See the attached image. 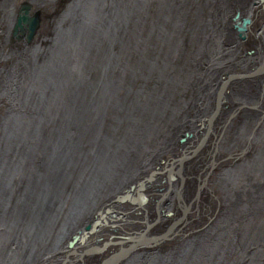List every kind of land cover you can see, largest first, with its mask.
<instances>
[{
  "label": "bare ground",
  "instance_id": "1",
  "mask_svg": "<svg viewBox=\"0 0 264 264\" xmlns=\"http://www.w3.org/2000/svg\"><path fill=\"white\" fill-rule=\"evenodd\" d=\"M9 1L12 2L15 8H18V4L20 5V2L23 0ZM27 1L32 3L36 9L41 8V16L39 14L38 17L41 18L39 22L40 25H37L38 28L36 26L32 41H34L36 45L41 46V43L46 42V40L54 39L53 46H55L53 47L54 54L49 52L50 48L46 53L42 50V47L32 52H25L24 49L20 50L23 47L18 49L13 47L8 49L10 51L9 54H7L12 56L11 60H0V105L3 104L5 106L6 104L11 106L13 96L7 97L9 94L6 92L8 90H14L13 88L10 89L11 86L16 88V85H19L16 84L18 76H26L32 72L35 77L37 89L33 92H29L30 95L24 92L22 98H20L23 109L32 105L50 104L51 100L48 98L45 100L42 94L38 95L37 90L44 91L47 87V82L43 81L48 80V77L52 78L59 72L60 68L58 65L60 64L61 56H59L60 53L58 52H67L65 53L66 55L69 52L70 54L72 52L80 53L82 47L85 45V41L89 39V36L85 35L79 37L75 36V38L78 37L77 41L79 44L75 43V47L78 46V48L73 47L68 50V45L70 43H67V40L71 34H67V38L62 37L65 35V32L71 31L72 28L74 34L79 33V29L83 32L81 25L82 21L80 19L81 10H79V6L77 9L75 8V0H72L73 3L70 4L71 6L73 5L72 9L75 8V11L69 10L75 12L74 21H65L66 23H71L70 29L67 28L66 31H61L62 33H60V28H62L60 23L63 22L59 20L60 17L58 16V19H49V16L50 14H57L60 12L61 9L65 7L63 5L65 0L63 3L59 2L57 5H54L53 0ZM115 1L116 2L113 3L114 1L112 2V0H101L99 3L97 20H94L91 16L89 18L92 23L98 27L99 31L98 44L96 45V43L93 42L88 51L89 54H94L98 51L99 57H95L94 60H100L99 63H95V61L91 60L89 57V61L99 64L97 69L102 80L104 75L108 76L105 80V84H99L101 86L100 92L103 86H105L104 90L106 95L102 98L105 101L101 102L105 107H108L102 114L103 124L111 123V118L116 114L123 118L137 114V117L135 115L131 120H128L131 121L132 128H134L133 125L137 127L135 129V135L137 136L138 133L145 134L147 132V128L142 124V121H144V114L149 109L145 102H147L149 98L148 93H150L147 88L150 76H148L149 74H147V72L154 69V67L150 65L151 61L156 63L158 60H172L171 70L167 69L169 76L175 77L176 79L181 78V80L183 78L184 81L190 82L191 90L196 89L195 87L198 82H204L207 86L206 90L212 92L214 88V92L210 94V98L204 97L205 101L203 100L204 104H202L203 109H199L197 104L192 106V103L197 101V97L193 94V91L189 98L185 97V95L181 98L182 100L180 99L178 104L175 103L182 113L181 118L183 126L182 128L180 127V131L182 132L179 136L181 139L178 138V140L177 137L175 138L174 136L173 138H166L158 150L155 151V148H152L154 151H151V155L149 154L145 159L143 158L144 160L139 161V164L137 162L132 165L131 169L128 167L130 169L129 174H123L112 181H110V179L109 181H105L107 175H111L110 168L108 169V165V167H101V164L105 165L106 160L104 163L97 162L99 170L95 172L94 176L98 178L95 180L93 178L87 179L93 187L90 192L82 196V202L77 206L78 211L70 216V203L64 200L66 203L64 213H55L53 218H51L53 213L49 215L52 220L54 219L52 222H58V224L52 231L50 230L52 237L46 240L48 244L45 250L47 251H42L40 254L31 251V254L21 253L22 257L15 256L10 264H108L112 257L123 251L124 254L122 258L118 263L116 261L115 264H176V261H178L177 264H187L191 262L190 260H193L188 257L187 254L182 257L174 258H172L171 255H180L187 248L192 249V245L196 243L198 250L197 254L205 250L203 243L207 244V237H201L198 241L188 245L186 240L182 239L185 235L183 232L188 230L189 232L186 233L188 234L191 231L202 227L204 228V225L210 222L215 216L219 217V215L223 214L221 213L225 202L223 184H225L226 175L237 173V176L241 178L244 175L248 182V186H241L240 189L241 191L247 192L244 194H247L248 197L250 195L257 197V194L260 193L261 195V190H264V172L258 170L254 171L250 166L254 161H257L259 166L264 170V135L261 136L262 134H260L264 133V0H215L214 3H212L213 9L206 7L207 5L205 6L206 0L202 2L200 0H161L163 4L161 27L158 29L156 36L153 37L143 49L145 57H136L133 50H129L120 56L117 66L114 62L109 63L112 51L119 46L118 37L120 29L125 34L130 32L133 25V15L138 8L136 6L128 7L129 11L126 13V16H124L125 12L121 14L122 6L117 0ZM82 4L83 1L79 4L81 8L83 6ZM51 9L53 10L51 11ZM144 9L145 6L142 10L138 11L139 15L143 13ZM236 11L238 14L236 17L234 16L235 23H233L238 34L236 31H231L227 28L228 25L225 24L226 20L224 19L225 14L228 16V14ZM216 14L219 16L217 19L214 18ZM220 14L222 15L220 16ZM61 16H63V14ZM98 21H100L99 24H97ZM27 22L29 25H33L34 23V21ZM241 27L243 28L242 30H240ZM237 35H239V37H237ZM71 37L72 35L69 38ZM212 46L217 48L214 49ZM248 49H251V51ZM5 53L6 52L2 55H5ZM13 57L22 62H17V59L13 60ZM57 59L58 62L56 61ZM160 64H162L163 67L164 64L167 66L168 63L161 62ZM125 65L136 68L132 69L133 72L131 77L127 73L123 74L125 72ZM162 67H160V73H164L166 70V68ZM91 70V73H94L93 69ZM66 72L67 71H65V74ZM89 72L90 70L88 69L87 76L83 77L84 81L88 80L91 74H89ZM4 73H8V75L4 77ZM7 77L9 79H5V82L1 80ZM38 77L44 78L42 82H37V80H40L37 79ZM224 77H226V85H223V81H221ZM135 78L138 80H134ZM56 82L57 81H55V83ZM132 84L136 89L134 93H129V87ZM49 85L50 84H48V86ZM75 86L76 84L72 86L68 82L65 83V80L59 85L60 90L62 91L63 89L61 94L64 92L66 100H70L69 90ZM138 87L139 89L143 87L142 95H137ZM221 88L223 89L221 90ZM56 96L55 102L63 101L59 99L61 95H59L58 92ZM14 97L18 99L16 95ZM221 99H223V103L220 109V106H217V102L218 100L222 101ZM261 100L263 101L261 102ZM253 102L256 103L253 105ZM68 103L67 107L70 106L71 102L69 101ZM119 105L121 106L118 107ZM158 105L160 106V104ZM64 108H66V105ZM246 108H252V110L256 112H247L246 114ZM5 110L6 108L4 107L3 111H0V132L3 127L5 128V135L7 132L10 136L7 137V145L0 147V164L3 166L5 165L3 172L10 175L15 171L16 167L25 165V161L28 158L34 157L40 150L37 144L28 146L22 139L20 140L17 138L18 141L13 139L16 132L20 130V127L18 126L17 119L10 122V125L8 124ZM36 115H39V113ZM59 121L61 120H53L54 124ZM103 124L102 127L104 130H102L103 134H101V136L108 139L118 138L119 151L123 144V140H120L123 133L121 131L122 128L126 127V124L116 132L109 131ZM63 127L65 134L67 132H72L71 124H68V119L64 120ZM167 127L164 126V128ZM258 127H260V130L255 136L253 132ZM177 131V133H179V130ZM187 132L192 134V138L190 136L183 141V134ZM140 134L139 136H143ZM258 134H260L261 138H259ZM61 138L56 137L54 142L60 144ZM92 140L93 139L82 141L91 143ZM96 140H98V136ZM135 140H137V138ZM72 146L73 144H68L66 147L71 148ZM53 147L54 150L51 155H49V151H47L48 157L53 156L55 153L58 155L59 147L55 144ZM43 151H45V149L41 147V152ZM89 151L90 149H85L80 156V152L75 151L74 155L78 156L77 159H81L83 155L87 157L94 156L95 151ZM107 152L109 151L107 150ZM125 153L127 152L125 151ZM57 155L54 157V159L57 158L56 161L54 160L55 162H58V158H62L61 154L59 156ZM52 161L53 159L51 158V162ZM208 161H211V163L208 164ZM48 164H50V161H48ZM2 165L0 166L2 167ZM49 166L50 165H48V167ZM170 166H174L175 170L178 172L177 176L173 179L171 173L166 170ZM44 167L45 165H41L38 173H41L45 169ZM1 170L0 168V172ZM166 172L168 173V177L165 176V174H167ZM26 174L24 176L25 179H23V177L20 178L21 181L13 179L11 183L9 182L14 189L7 197L9 200L6 199L8 205L4 211L12 213L10 209L17 208L19 203L31 198L33 188H36L37 185L35 186L30 180L31 177L29 180L25 181L26 178H28L27 176H29L28 173ZM18 176L16 175V177ZM43 177H45V175ZM147 178L149 179L145 180ZM4 180L7 182L9 179H5L4 177ZM143 181H145L143 194L146 198H144L142 203H135L128 198L125 199L126 196L122 198L121 202L117 200V196L124 191L127 192L125 194L133 193V195L136 196L135 190ZM236 181H238V179ZM94 183L97 184L94 185ZM134 184H136V188L132 191L131 188ZM45 187V190H47L48 186ZM175 190H178L177 194ZM162 196L163 200L161 198ZM3 200L4 199L1 197L0 201ZM4 203L7 204V202ZM242 206L243 205H241V207ZM107 210L110 212L109 216H106V220H101L98 213L101 212L102 215H104ZM253 211L254 210L250 212ZM257 213V216H255L256 213L253 215L255 216L254 221L257 224L255 229L253 228L255 231L249 234V238L252 239L251 243H247L246 240V243L243 241L244 244L241 245L240 251L238 252V247L235 246L233 241L225 237V239L228 240L225 249L224 246L219 247L218 244L215 245L212 264H264V210L262 209L261 212ZM28 215L31 216V214ZM98 221L100 223L95 229L92 227L90 231H86V228H83L89 223L93 226ZM254 221L252 220L253 223ZM48 222L50 223L49 220ZM252 222L249 221V230L253 224ZM4 223L1 224L5 226ZM172 223L177 226L175 231L176 233L178 232V235L176 239L173 240L174 242L172 241V245H170V241L167 239L170 238L172 230L166 235L161 236L160 234L167 231V227ZM222 223L224 222H221L219 225H222ZM235 227H239V224ZM245 228L246 227H244L242 231L245 232ZM26 229L29 230V228ZM204 229H206V227ZM36 232H38V230ZM234 234H236V232ZM140 235H144L148 237V239H151L149 236L156 237V240L148 243L144 240L135 239V237ZM78 236L79 241L73 246H70V243ZM198 238L199 236L197 235L195 239ZM30 240L33 239L31 238ZM18 245L19 249L16 250ZM20 245L21 240L14 239L6 246L0 244V248H3L0 250V264H4V262L1 261L7 257V252L11 254L12 252L17 253L18 251H23ZM190 256L195 255L191 253Z\"/></svg>",
  "mask_w": 264,
  "mask_h": 264
},
{
  "label": "rangeland",
  "instance_id": "2",
  "mask_svg": "<svg viewBox=\"0 0 264 264\" xmlns=\"http://www.w3.org/2000/svg\"><path fill=\"white\" fill-rule=\"evenodd\" d=\"M64 0H53L54 2V5H57L59 2L60 3H63ZM114 1V2H113ZM201 2L203 0H200ZM215 0H206L205 2V6L210 8V9H213V5L212 3H214ZM113 3H115L116 1L115 0H112ZM73 2H71L72 4ZM83 5V4H82ZM71 6V5H70ZM69 6V10H72V11H75V8L72 9V6L70 7ZM252 7V5H251ZM65 8V7H64ZM61 9L60 12H58L57 14H50L49 16V19H55V18H59L60 21H62L63 23H60L62 25V28H60V33H62L61 31H66V29H70V24L71 23H66L65 21H68V20H71L72 22L74 21V17H75V12H71V11H67L65 13H63V16H59L58 14L61 13L63 10ZM53 9H51L52 11ZM79 10H82L81 6L79 5ZM217 10V9H216ZM215 10V11H216ZM70 12V13H69ZM238 12H234V13H230L228 14H225V24H227V28L231 31H236L237 34H238V31L235 29L234 27V19L235 17L237 16ZM59 17H58V16ZM70 15V16H69ZM222 14H220L221 16ZM41 16V14H40ZM235 16V17H234ZM219 16H217V14L214 16L215 19H217ZM40 19L39 18V21H38V24L40 22ZM56 19V20H57ZM64 19V20H63ZM66 19V20H65ZM58 20V21H59ZM79 21V20H78ZM229 21V23H228ZM69 22V21H68ZM234 22V23H233ZM100 21H98L97 24H99ZM36 24V25H38ZM32 25V24H31ZM40 25V24H39ZM38 25V26H39ZM33 26H35V23H33ZM37 26V28H38ZM232 26V28H231ZM62 29V30H61ZM73 29V28H72ZM69 30L67 32V34H71L72 37L69 38L71 35H69L68 37V42L67 43H70L68 45V50L69 48H78V46L75 47V43L79 44L78 41H77V38L79 36H84V33L80 31V29L78 30L79 33H76L74 34L73 31ZM82 33V34H81ZM66 35V34H65ZM62 36L63 38H67V36ZM75 36H78L75 38ZM237 37H239V35H237ZM74 38V39H72ZM70 40V41H69ZM73 40V41H71ZM72 42V43H71ZM95 42V41H94ZM98 44V43H97ZM55 46V45H54ZM53 44L52 46L50 47V50L49 52L54 54V49H53ZM70 46V47H69ZM52 48V49H51ZM212 48H217V47H214L212 46ZM94 50V49H92ZM249 51H251V49H248ZM53 51V52H52ZM60 53L59 56H61V60H60V64L58 65L59 66V72L57 73V75L53 76L52 78L48 77L46 81H43V82H47V87H48V84H52L54 83V85H57V87L59 88V85L61 84V82H63L65 80V71H67V68L69 67V57L71 56L72 53H76V52H72L70 54V52L66 55L65 53H63L62 51L61 52H58ZM246 53H249V52H246ZM79 53H76L75 55H78ZM111 56V54H110ZM80 58H77L78 60L84 62V58H83V52H82V55L79 56ZM95 57H99V52L96 51L94 54H90V58L91 60L95 61V63H99L100 60H94ZM58 62V59L56 60ZM161 62H166L167 66L164 64L163 67L166 68L165 72L164 73H160V67H162V64H160ZM171 62L172 60H168V61H160L158 60L156 63L154 61H151L150 62V65H152V67H154V69L151 71H148L147 74H149L148 76L149 77V84L147 86L148 90L150 93H148V99H147V102L146 105L149 107V109L147 110V112L144 114L145 116H143V120L142 121V124L147 128V132L145 134H140L138 133V135L136 136L135 132H136V126L133 125L134 128H132V125H131V121H128V120H131V118H133L135 115L137 117V114H134L133 116L131 117H126L127 119V131L126 132H123L122 133V137L123 138L122 142V147L119 149L118 151V147L117 149H115L114 152H110L111 154H116L117 157H124L122 159V166L123 167H126L125 168V171H124V175H127L129 174V171L132 167V165L136 164L138 162L139 164V161H143L145 159V157H147L149 154L151 155V151H156L158 150L160 147H161V144L166 140V138L168 139L169 137L173 138V136L177 139L179 138L180 136V133L182 131H180V129L182 128V113L179 111V109L177 108V104L179 103L180 99L183 98L185 95V97L189 98V96H191V93L193 91V94L197 97V101L194 103H192V106H195L196 104L199 106V109H203L202 108V104H204L203 102L205 101L204 97H208L210 98V94L214 92V88L212 90V92L210 90H206V85L204 84V82H198L197 85H196V89H193L191 90L190 89V85L191 83L188 82V81H184V79L181 78L180 79H176L175 77H172V76H169L168 75V72H167V69H170L171 70ZM197 63V62H196ZM99 65V64H98ZM155 65V66H154ZM166 66V67H165ZM162 67V68H163ZM258 67V66H257ZM259 68V67H258ZM62 69V70H61ZM156 69V70H155ZM90 72L89 74L92 72L91 68L89 69ZM158 70V71H157ZM257 70V69H256ZM173 71L176 73V71L173 69ZM36 72V71H35ZM166 74V75H165ZM33 73H29L27 74L26 76L23 75V76H18V80L16 82V84H19V85H16V88L14 86H11L10 89H14V90H8L6 93L9 94V96L7 97H11L13 96V99H15V95L17 96L16 98L19 99L22 98V94L24 92H33L35 91L34 89L31 90V88L28 87V85L30 84L29 82L31 81H35V80H31V81H27L29 76H32ZM158 75V76H157ZM160 75V76H159ZM27 77V78H26ZM63 78V79H62ZM108 78V76L104 75V78L103 80L105 81L106 79ZM151 78V79H150ZM153 78V79H152ZM157 78V79H156ZM225 78L224 77L221 81L223 85H226L227 84V81H225ZM37 79H40V80H37V82H42V80L44 78H40L38 77ZM56 79V80H55ZM51 80V81H50ZM53 80V81H52ZM102 79L100 78V82L98 83V85L100 83H103L105 84L106 81L104 82L103 80L101 81ZM173 80V81H172ZM55 81H57L55 83ZM175 81V82H174ZM184 81V82H183ZM26 82V83H25ZM50 82V83H49ZM226 82V83H225ZM60 83V84H59ZM24 84V85H23ZM63 84V83H62ZM158 84V85H157ZM180 84H183V85H180ZM31 85V84H30ZM33 85V84H32ZM49 85V86H50ZM20 86V87H19ZM24 86V87H23ZM176 86V87H175ZM173 87V88H172ZM186 87V88H184ZM7 88V86H6ZM25 88V89H24ZM16 89V91H15ZM154 89V90H153ZM162 89V90H161ZM223 88H221L222 90ZM30 90V91H29ZM161 90V91H160ZM10 91V92H9ZM18 91V92H17ZM63 91V89H62ZM60 90V88L58 89V94L61 95L59 99H62L63 101H56V102H53L51 101L50 104L46 105V104H41V105H32L30 107H26V108H29L31 111L33 110V113L37 114L39 112H42L44 113L41 120L39 121L42 122L44 121V123H46L45 121H49V119H51L52 121L54 120H62V118L64 117V115H61L59 113H56V109L55 107H58V111L59 112H65L66 108L65 105L67 106L69 103L70 100H66V97L64 96V98H62V92ZM5 92V91H3ZM20 92V93H19ZM57 92H55V94L57 95ZM189 92V93H188ZM15 93V94H14ZM180 93V94H179ZM186 93V94H185ZM156 94V96H155ZM173 94V95H172ZM175 94V95H174ZM6 95V94H5ZM39 95H41V93L39 92ZM170 96V97H169ZM175 96V97H174ZM154 97V98H152ZM33 98V96H32ZM171 98V99H170ZM201 102H200V100ZM220 99V98H219ZM224 99V98H223ZM223 99H221L222 101L218 100L217 102V106H220L219 108L221 109V106H222V103H223ZM158 102H156V101ZM182 100V99H181ZM204 100V101H203ZM10 101V99H9ZM102 102L105 101L104 99L101 100ZM263 100H261L262 102ZM41 102V101H40ZM53 102V103H52ZM67 104H66V103ZM264 102V101H263ZM57 105H55V104ZM169 103V104H168ZM177 103V104H175ZM256 102H253L252 104L254 105ZM51 104H53L54 108L51 109ZM160 104V106L158 105ZM162 105V106H161ZM174 105V106H173ZM4 105L1 104L0 105V111H3V108L5 107L6 110H5V113H7L9 111V105H6L3 107ZM7 106V107H6ZM62 106V107H61ZM64 106V107H63ZM37 107V108H36ZM61 107V108H60ZM215 107H216V104H215ZM174 108V109H173ZM253 108V107H252ZM252 108H246V114L247 112L250 113V112H256L255 110H252ZM37 109V110H36ZM39 110V111H38ZM7 111V112H6ZM171 112V113H170ZM175 112V113H174ZM180 115V116H179ZM48 117V118H46ZM164 117V118H163ZM46 118V119H45ZM167 118V119H166ZM172 118V120H171ZM181 118V120H180ZM68 119V117H66L64 120ZM176 119V120H175ZM178 119V120H177ZM216 119V118H215ZM18 126L20 127V119L18 118ZM162 120V121H161ZM171 121V122H170ZM223 121V120H222ZM141 122V121H140ZM150 122V124H149ZM54 123V122H53ZM156 123V124H155ZM164 123V124H163ZM223 123V122H221ZM161 124V125H160ZM159 125V126H158ZM169 129H168V127ZM180 125V126H179ZM167 127V128H164ZM160 127V128H159ZM181 127V128H180ZM125 128V127H124ZM122 128V129H124ZM132 128V129H131ZM149 128V129H148ZM175 128V129H174ZM64 129V127H63ZM97 127L95 126L94 128V133H95V136H98L97 134ZM76 130V131H75ZM176 130V131H175ZM179 130V133H177ZM260 130V127L256 128L255 131L253 132V134L257 135L258 131ZM172 131V132H171ZM72 132H67L66 134H70ZM101 134H103V132L101 131ZM140 135H143V136H139ZM185 134V133H184ZM183 134V135H184ZM262 134L261 136L264 135V133H260ZM260 134H258L259 138H261ZM134 135V136H133ZM147 135V136H146ZM255 135V136H256ZM72 137L71 138V141L72 143L70 144H73V146L70 148V150L76 146L79 142V140H82V138L79 136V133L77 132V129H74L73 130V133H72ZM145 137V138H144ZM185 137V136H183ZM97 138V137H96ZM137 138V140H135ZM141 138V139H140ZM192 138V136H191ZM258 138V139H259ZM89 139H94V138H88ZM130 139V140H129ZM181 139V138H179ZM178 139V140H179ZM187 139V138H186ZM18 141V140H16ZM135 141V143H134ZM177 141V140H176ZM132 143V144H131ZM139 143V144H138ZM145 143V144H144ZM21 144V143H20ZM28 144V143H27ZM155 144V145H154ZM181 144V143H180ZM29 145H36L34 142L31 143V144H28ZM53 146H54V143H53ZM147 146V147H146ZM149 146V148H148ZM158 146V147H157ZM23 148V147H22ZM44 148V147H42ZM54 148V147H53ZM154 150H153V149ZM45 149V148H44ZM124 149V150H122ZM39 150L36 155L34 157H31V158H28L26 161H25V165L21 166V167H16L15 168V171L17 169V171L15 172H12V174L8 175L6 173L3 172L4 170V166L2 164V167L0 166V168L2 169L1 172H0V198L2 197L4 200L3 201H0V244H4L5 246L13 241L14 240H21V245L20 247L23 248V251H18L17 253L15 252H12L11 254L7 252L6 254V258L2 259L1 262H4V264H10L12 259L15 257V256H18V257H22L21 253H30L31 252H34L36 254H40L42 251L43 252H46L47 250V244L48 242L46 240H48L49 238L52 237V234H51V231L53 228L57 227V223H54L52 221H54V219L52 220L51 218H53V215L55 213H64V210L66 209V203H65V199H62V196H60L59 193L57 194H54L53 192V184L51 185V183H53L55 181V179L57 178L58 176V172L59 170L60 171H64L67 167V163L68 161H66L64 158V156H62V158H58V162H55L57 158L54 159V157L57 155V153H55L53 156L51 157H48L45 153V151L41 152V147H39ZM54 150V149H53ZM52 150V152H53ZM49 151V150H48ZM78 151V150H76ZM107 151V150H106ZM121 151V152H120ZM125 151L127 153H125ZM144 151V152H143ZM146 151V152H145ZM150 151V152H149ZM52 152L49 151V155L52 154ZM121 154H119V153ZM129 153V155H128ZM131 153V154H130ZM40 154V155H39ZM146 154V155H145ZM43 156L44 157V161L43 163H31L32 159L36 160L38 159L39 156ZM37 156V157H36ZM46 156H47V159H46ZM128 156V157H127ZM143 156V157H142ZM36 157V159H35ZM142 157V158H141ZM51 158L53 159V161L51 162ZM144 158V159H143ZM63 160V161H62ZM126 163H125V161ZM48 161H50V164H48ZM133 161V162H132ZM128 162V163H127ZM57 163V164H56ZM60 163V164H59ZM107 163V164H106ZM211 163V161H208V164ZM52 164V167L48 165H51ZM56 164V165H55ZM128 164V165H126ZM213 164V163H212ZM41 165H45V169L42 171L41 173H38V170L40 168ZM109 164L108 162L106 161L105 162V165L104 164H101V167L103 166H106L108 167ZM252 167V170L254 171H262L264 172L263 168L261 166H259V163L256 161L253 162V164L250 165ZM256 169H255V167ZM27 167V169H26ZM130 169H129V168ZM19 168V169H18ZM24 168V169H23ZM110 168V166L108 167V169ZM46 169H49L51 171H54V172H51L50 174V171L48 172ZM59 169V170H58ZM102 169V168H100ZM28 171V172H27ZM111 171V169H110ZM28 173L29 176H27L28 178H26L25 181L30 180L35 184L36 188L34 187V184H33V192L31 194V198H29L28 200H24V202L22 203H19L17 205V208H12L10 209L12 211L11 212H6L4 211V209L6 208V206L8 205V201L6 199H8L7 197L9 196V194L11 192H13V187L11 186V182L13 181V179H18L21 181L20 178L25 176V174ZM44 173V174H43ZM48 173V174H47ZM55 173V174H54ZM112 173V171H111ZM165 173V172H164ZM167 173V172H166ZM14 174V175H13ZM31 174V175H30ZM34 176H33V175ZM5 175V176H4ZM16 175L18 177H16ZM27 175V174H26ZM42 175V176H41ZM45 175V177H43ZM47 175V176H46ZM49 175H50V178H49ZM5 179H9L7 180V182H5L4 180V177ZM40 178H39V177ZM54 176V177H53ZM166 177H168V173L165 174ZM16 177V178H15ZM44 179H43V178ZM227 177V178H226ZM225 177V184H223V193H224V197H225V202H224V207L222 209V212L223 213L222 215H219V217L215 216L210 222H208L206 225H204L206 227V229H204L203 227L200 228V229H197V230H194V231H191L190 233L186 234L187 232H189L188 230L183 232V234H185L183 236V240H186V243L188 245H191L192 243L198 241L199 239L204 238V237H207L208 240H207V244L203 243V245L205 246V250L200 253V254H197L198 253V250H197V243L192 245V249L191 248H187L182 254L180 255H174L172 254L171 257L174 258V257H182L184 256L185 254L188 255V257L192 258L193 260H190L191 262L190 263H187V264H212V260H213V252H214V248H215V245L218 244L219 247H223L224 246V249L226 247V242L228 240L225 239V234H229V237L227 239H229L230 241H233V243L235 244V246L238 247V252L240 251V248H241V245H243L244 243H251V240L249 238V234L250 232L252 231H255V227H256V223L254 221L255 219V216H257V212H261V210L263 209L264 210V190H261V195L260 193L257 194V197L255 196H252L250 195L248 197L247 194H244V193H247L245 191H241L240 187L242 186H248V182L247 180L245 179L244 175H243V179L240 177V176H237V173H232L231 175L228 174L226 175ZM42 178V179H41ZM170 178V176H169ZM34 179V180H33ZM40 179V180H39ZM49 179V181H48ZM238 179V181H236ZM17 180V181H18ZM38 180V181H37ZM48 181V182H43V181ZM243 180V181H242ZM41 181V182H40ZM245 181V182H244ZM10 182V183H9ZM36 182V183H35ZM49 183V184H48ZM41 184V185H39ZM45 184V185H44ZM47 184V185H46ZM97 184V183H94V185ZM198 184V182H197ZM227 184V185H226ZM39 185V186H38ZM136 184H134L133 186H135ZM238 185V186H237ZM45 186H48L47 187V190ZM52 186V187H50ZM132 186V187H133ZM227 186V188H226ZM12 188V189H11ZM43 188V189H41ZM233 188V189H232ZM237 188V189H236ZM26 189V187H25ZM35 189V190H34ZM129 189V188H128ZM138 189V187L136 188ZM232 191H231V190ZM45 190V191H44ZM135 189L133 188L132 191H134ZM238 190V191H237ZM240 190V191H239ZM37 191V192H35ZM136 191V190H135ZM177 191V192H176ZM197 191V190H196ZM231 191V192H230ZM48 193V194H47ZM127 192H123L121 194H119L117 196V200H118V197L119 196H122L123 194H125ZM163 193V192H161ZM175 193L177 194L178 193V190H175ZM240 193V195H239ZM242 193V194H241ZM252 193V192H251ZM136 194V192H135ZM55 195V196H54ZM6 197V198H5ZM48 197V198H47ZM56 197V198H55ZM240 197V199H239ZM247 199H246V198ZM34 198V199H33ZM37 198V199H36ZM50 198V200H49ZM251 198V200H250ZM259 198V199H258ZM262 198V199H261ZM43 199V200H41ZM244 201H242V200ZM9 200V199H8ZM63 200V201H61ZM256 200V201H255ZM42 203H41V202ZM261 201V202H260ZM4 202H7V204H5ZM35 202V203H34ZM49 204H48V203ZM60 202V204H59ZM233 202L234 203H238L239 206L243 205L241 208H240V212H243V211H246V215L245 217L243 216H240V219H241V223L239 222H234L231 220V214H229L228 212H231L232 211V206H233ZM258 202V204H257ZM49 205H47V204ZM35 204V205H34ZM65 204V205H64ZM4 205V206H3ZM11 205V204H10ZM42 205V206H41ZM12 206V205H11ZM35 206V207H34ZM247 207V209H245V207ZM251 206V207H250ZM39 207V208H38ZM254 207V208H253ZM234 208V207H233ZM244 210H243V209ZM34 209V210H33ZM48 209V210H47ZM14 210V211H13ZM56 210V211H55ZM224 210V211H223ZM254 210L253 212H250ZM55 211V212H54ZM61 211V212H60ZM153 211H154V208H153ZM247 211H249V213L247 214ZM2 212V213H1ZM4 212V213H3ZM18 212V213H17ZM38 212V213H37ZM7 213V214H5ZM17 213V214H16ZM52 214V217L50 218L49 215ZM154 213V212H153ZM220 213V214H221ZM238 213V212H237ZM256 213V214H255ZM28 214H31L28 215ZM110 213H108L107 215L109 216ZM255 214V216H253ZM3 215V216H1ZM16 217H14V216ZM23 215V216H22ZM26 215V216H25ZM29 216V217H28ZM45 216V217H44ZM223 216V217H222ZM35 217V218H34ZM211 217V216H210ZM209 217V218H210ZM254 217V218H252ZM34 218V219H33ZM46 218V219H45ZM50 221V223L48 222V220ZM40 219V220H39ZM216 220V221H215ZM223 220V221H222ZM252 220L254 221V223L252 222ZM5 221V223H4ZM111 221V220H110ZM249 221L252 222L253 224L251 225L250 227V230H249ZM42 222V224H41ZM221 222H224L222 223V225H219ZM1 223H4L5 226H3ZM36 223V224H35ZM226 223V225H225ZM62 224V223H60ZM90 224V223H89ZM144 224V223H143ZM239 224V227L240 225H242V228H241V233H239L238 231L236 232V234H234L235 232L233 231V228L235 226H238ZM7 225V226H6ZM10 225V226H9ZM33 225V227H32ZM36 225V226H34ZM53 225V226H52ZM173 225V226H172ZM219 225V226H218ZM246 225V226H245ZM255 225V226H254ZM13 226V227H12ZM40 226V228H39ZM87 225H85L86 227ZM172 226V227H171ZM85 227H83L85 229ZM246 227L247 228V232L245 231H242L243 228ZM4 228V229H3ZM26 228H29V230H27ZM32 228V229H31ZM46 228V230H45ZM177 228V226L172 223L169 227H167V231L161 233L160 235L163 236V235H166L167 233H169L171 230H172V233L170 235V238L167 239L169 242L170 245H172V243L174 242L173 240L176 239L177 235H178V232L176 233L175 229ZM230 228L229 231H227L228 229ZM254 228V229H253ZM3 229V230H2ZM10 229V230H9ZM21 229V230H20ZM35 229V230H34ZM38 232H36L37 230ZM204 229V230H203ZM221 229V231H220ZM15 230V231H14ZM32 234H31V232ZM49 230V231H48ZM51 230V231H50ZM207 230V231H206ZM28 231V232H27ZM200 231V232H199ZM203 231V232H202ZM206 231V232H205ZM226 231V232H225ZM36 232V233H35ZM15 233V234H14ZM208 233V234H207ZM30 234V235H28ZM45 234V235H44ZM49 234V235H48ZM246 234V235H245ZM32 235V236H31ZM34 235V236H33ZM42 235V236H41ZM51 235V236H50ZM156 235V234H154ZM199 236L198 239H195L194 237L195 236ZM232 235V236H231ZM235 235V236H234ZM40 236V238H39ZM22 237V238H21ZM33 240H30L31 238ZM180 237V236H179ZM216 238V239H215ZM235 238H237L236 242L237 244L234 242ZM39 239V240H38ZM219 239V240H218ZM222 239H225V240H222ZM249 239V241H248ZM2 240V241H1ZM27 240H30V241H27ZM166 240V241H167ZM212 240V241H211ZM246 240V242H245ZM173 241V242H172ZM211 241V242H209ZM220 241V242H219ZM244 241V243H243ZM3 242V243H2ZM225 242V243H224ZM253 242V241H252ZM212 243V244H211ZM222 245H220V244ZM4 246V247H5ZM30 248V249H29ZM3 249V248H0V250ZM19 249V245L17 246L16 250ZM28 249V250H27ZM177 250H178V246H177ZM194 250H195V253H194ZM31 251V252H30ZM178 252V251H177ZM176 253V252H175ZM191 253L195 256H190ZM10 254V255H9ZM201 256V257H200ZM175 259H178V258H175ZM264 260V259H263ZM178 263V261H176V264Z\"/></svg>",
  "mask_w": 264,
  "mask_h": 264
},
{
  "label": "water",
  "instance_id": "3",
  "mask_svg": "<svg viewBox=\"0 0 264 264\" xmlns=\"http://www.w3.org/2000/svg\"><path fill=\"white\" fill-rule=\"evenodd\" d=\"M83 1L82 10L80 12V19L82 21V31L85 36H89V39L85 41V45L82 47L81 52L78 55H75L76 53H72L69 57V67L67 68V72L65 74V83L68 82L72 86L76 84L75 87L71 88L69 90V99H70V106H66L65 112H59L58 107L56 108V113H59L61 115H64L61 121L54 124L51 119L49 121L40 122V119L42 118L43 114L42 112H39V115H36L31 111L29 108H24L23 105L19 99H13L11 106H9V111L6 114L7 119L6 121L10 125V122L14 121L15 119H20V130L16 132V134L13 136V139L17 140L19 138L22 139L24 142L31 144L35 143L39 147L45 148V153L47 155V151L49 150L52 152L53 150V143L59 147L58 155L61 154V156H64L66 161H69L66 169L64 171L58 172V176L55 179L53 184V192L54 194H61L63 195L62 199L67 200L70 203V216L74 215L78 211V205L82 202V196L87 194L91 191L93 185L90 184V182L87 181L88 178H93L94 180L98 177H95L94 174L96 171H98L97 162H105V160L108 162L110 169L112 171L111 175H107L105 181H112L124 174L125 167L122 166V159L123 157H117L116 154H111L107 152L106 150L110 152H114L115 149L119 146L118 145V138L108 139L106 137L101 136V131L104 130L102 127V114L108 109V107H105L101 100L106 95L105 93V86H103L102 91L100 92L101 86L98 85L100 75L98 72V64L91 63L89 61V47L92 45V43L95 41L97 45L98 40V27L92 23V21L89 19L90 16L93 17L94 20H97L98 15V8L99 3L101 0H75V8L77 9L80 2ZM118 3L122 6L121 14L129 11L128 7H134L136 6L138 10L134 12V19H133V25L128 34H125L120 29L119 34V46L116 49H113L112 56L110 58L109 63L114 62V64L117 66V62L120 58V56L129 51L133 50L134 55L136 57H145V54H143V49L147 46L148 42L152 40L153 37L156 36L158 29L161 27L163 16V8L161 0H117ZM145 6V9L142 14L139 15L138 11L142 10V8ZM118 7V6H117ZM130 14V12H129ZM24 22L30 20L34 21L35 25L37 23L36 18L30 19L27 15H24L21 17ZM20 25V24H19ZM243 28L241 27L240 30ZM31 35L33 34L34 26H31ZM17 32V29H16ZM83 52V58L84 62L78 60L79 56ZM93 69L94 73H91L88 80L84 81L83 77L87 76L88 69ZM125 72L123 74H129L130 77L132 75L133 70L136 69L135 67H128L124 66ZM95 75V77H94ZM83 80V85H82ZM134 80H138L135 78ZM33 85H28L31 89H37V85L35 84V81L29 82ZM108 88V86H107ZM25 89V88H24ZM57 85H54L52 83L50 86L46 87L44 91H38L37 94L39 95V92L42 94V97L46 100L47 98L51 101L55 102V99L57 96L55 95V92L58 91ZM68 89V88H67ZM136 89L133 84L129 87V93H134V90ZM27 95H30L29 92H25ZM143 94V87L137 89V95ZM62 98H64V92L62 93ZM119 105L118 107H120ZM53 104L51 105V109H53ZM68 117V124H71L72 133L74 129H77V132L79 133V136L82 138V140H88L89 137L94 138L91 143H85L82 140H79L78 144L74 146L71 150L70 147H66L68 144L72 143L71 138L72 133L65 134L63 129L64 119ZM93 121V122H92ZM126 124V127L122 129L123 132L127 131V119L126 117L123 118L120 115H114L111 118V123L103 124L108 128L109 131H117L119 128H121L123 125ZM97 127V134H98V140H96L94 128ZM108 132V131H107ZM111 134L110 132H108ZM115 134V133H113ZM5 135V128L2 127V131L0 132V147L6 146L8 143V138L10 135L6 132ZM183 136L184 140H186L187 137L192 136L190 133H185ZM56 137L61 138L60 144H56L54 141ZM124 138V137H123ZM123 138H120L122 140ZM121 145V144H120ZM85 149H90L89 152L95 151L94 156L87 157L84 156L81 159H77L78 156L74 155V152L78 150L80 152L79 156L83 154ZM70 150V151H68ZM47 159V156H46ZM43 163L44 157L41 155L36 160H32L31 163ZM52 166V165H50ZM48 172H54L49 169H46ZM169 173H171L172 179L175 178L178 174V172L175 170L174 166H170L166 169ZM34 176V175H33ZM150 178V177H149ZM149 178L145 179L148 180ZM122 179V178H121ZM144 184L145 181L141 182L136 189V196L133 195V193L125 194L118 197V201L121 202L122 198L124 196L125 199L133 200L135 203H142L144 201V198L146 196L143 194L144 191ZM136 188V185L133 186L131 189ZM163 200V196L161 197ZM234 207V208H233ZM241 206L238 205V203L233 202L232 211L228 212L231 214V220L234 222L241 223L240 216L245 217L246 211L240 212ZM245 209L247 207L245 206ZM224 211V210H223ZM238 212V213H237ZM68 213V214H69ZM110 213L109 210L106 211L104 215H102L101 212L98 213V216H100L101 220H106L107 214ZM249 211H247V214ZM100 222H96L92 226V224H87L86 231H90L92 227H95ZM240 227H234V232L241 233ZM230 228L227 230L229 231ZM245 231L247 232V229L245 228ZM226 232V231H225ZM195 236L194 238H196ZM226 239L229 237V234H225ZM151 239H148V237H145L144 235H140L135 237L137 240H144L145 242H152L156 240V237H150ZM237 238H235L234 242H236ZM77 241H79V236L74 238L73 242L70 243V246H73ZM108 245V244H107ZM124 252V251H123ZM123 252H121L118 255H115L112 257L108 264H115L116 261H118L122 258Z\"/></svg>",
  "mask_w": 264,
  "mask_h": 264
},
{
  "label": "flooded vegetation",
  "instance_id": "4",
  "mask_svg": "<svg viewBox=\"0 0 264 264\" xmlns=\"http://www.w3.org/2000/svg\"><path fill=\"white\" fill-rule=\"evenodd\" d=\"M71 2L72 0H65V2L63 3L65 8L61 13L58 14L59 16H61L63 12L65 13L69 10V5L71 4ZM18 6H19L18 8L17 7L15 8V6L12 4L11 1L0 0V16H1L0 17V60H4V59L11 60L12 56L7 55V54H9V51H10L8 49L13 48V47H15L16 49L23 47L20 50L24 49L25 52L36 51L40 47H42V50H44L47 53L48 49L53 44L54 39L46 40V42L41 43V46L36 45V43H34L32 39H33V35L35 33V28L37 25L34 26L33 34L31 35L32 25H29L27 21L24 22L23 19L21 18L24 15H27L30 19L36 18L37 19L36 24H38V21H39L38 17L41 12V8L36 9L35 6L27 0H23L22 2H20V5L18 4ZM16 29H17V32H16ZM65 34H66L65 36H67V32H65ZM21 45H24V46H21ZM4 52H6L5 55H2ZM16 56L18 57L17 54ZM16 59L17 58L13 57V60H16ZM17 62H22V61L17 59ZM6 75H8V73H4V77H6ZM5 79L8 80L9 78L7 77L1 80L5 82L6 81ZM31 80H35V77L33 75L29 76L27 81H31Z\"/></svg>",
  "mask_w": 264,
  "mask_h": 264
}]
</instances>
